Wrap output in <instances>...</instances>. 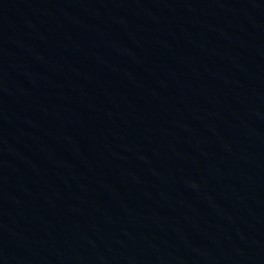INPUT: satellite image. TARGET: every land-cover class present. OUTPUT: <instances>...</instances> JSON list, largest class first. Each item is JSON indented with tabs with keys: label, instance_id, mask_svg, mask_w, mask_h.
Returning a JSON list of instances; mask_svg holds the SVG:
<instances>
[{
	"label": "water",
	"instance_id": "obj_1",
	"mask_svg": "<svg viewBox=\"0 0 264 264\" xmlns=\"http://www.w3.org/2000/svg\"><path fill=\"white\" fill-rule=\"evenodd\" d=\"M0 264H264V0H0Z\"/></svg>",
	"mask_w": 264,
	"mask_h": 264
}]
</instances>
